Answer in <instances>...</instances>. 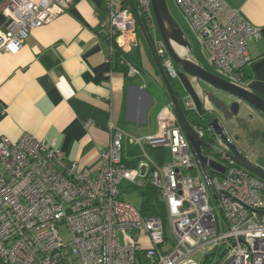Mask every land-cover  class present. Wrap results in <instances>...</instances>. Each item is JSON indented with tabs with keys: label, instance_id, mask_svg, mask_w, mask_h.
Returning <instances> with one entry per match:
<instances>
[{
	"label": "built area",
	"instance_id": "obj_1",
	"mask_svg": "<svg viewBox=\"0 0 264 264\" xmlns=\"http://www.w3.org/2000/svg\"><path fill=\"white\" fill-rule=\"evenodd\" d=\"M75 1L3 0L1 12L8 25L0 31V51L17 53L32 28L50 22ZM176 1L207 49L209 63L227 79L245 85V68L251 60L248 41L259 39L260 29L238 11L222 21L225 0ZM106 2L105 23L115 47L127 54L138 44L136 8L145 18L163 68L174 79L177 71L157 28L151 0ZM123 61L130 74L138 72L134 63ZM183 103L190 117L195 104L191 99ZM193 123L213 145L205 155L224 165V172L210 165L202 168L172 102L160 110L155 133L134 137L144 154L137 165L123 160L125 132L113 120L111 141L93 170L78 162L67 164L54 143L48 145L29 132L17 140L0 135V262L264 264V180L230 160L228 144L212 128ZM155 148L166 149L163 163L148 151ZM192 169L198 170L197 176L188 173ZM125 180L141 187L147 182L154 185L165 201L166 218L144 215L122 198L120 184ZM61 227L69 229L70 241L65 242ZM199 252L201 260L194 257ZM211 256L220 258L210 260Z\"/></svg>",
	"mask_w": 264,
	"mask_h": 264
},
{
	"label": "crops",
	"instance_id": "obj_2",
	"mask_svg": "<svg viewBox=\"0 0 264 264\" xmlns=\"http://www.w3.org/2000/svg\"><path fill=\"white\" fill-rule=\"evenodd\" d=\"M225 1L222 21L238 11L260 29L261 37L248 41L251 60L244 84L264 97V0ZM2 3L0 31L8 25ZM108 16L106 0H76L50 22L32 28L17 53L0 51V135L17 140L29 132L48 145L54 143L67 164L78 162L93 170L109 146L113 120L125 132L123 160L138 164L144 154L134 137L155 133L158 114L171 100L150 47L155 67L145 58L139 37L129 52L138 72L130 74L123 57L117 63L120 48L109 37ZM177 74V96L183 102L191 99L201 117L192 119L207 125L219 114L214 99L223 93L181 69ZM236 120L231 136L264 167L259 150L264 145V116L247 106Z\"/></svg>",
	"mask_w": 264,
	"mask_h": 264
},
{
	"label": "water",
	"instance_id": "obj_3",
	"mask_svg": "<svg viewBox=\"0 0 264 264\" xmlns=\"http://www.w3.org/2000/svg\"><path fill=\"white\" fill-rule=\"evenodd\" d=\"M151 7L157 28L168 54L177 66L189 75L194 76L198 81H204L214 88L220 90L223 98L214 99L217 105L218 115L211 117L207 126L212 128L224 142L229 146L230 151L227 152V157L236 164L246 168L253 174L264 180V167L250 159L240 148L236 139L231 136L233 129L232 123L237 121L244 107H253L264 116V97L257 92L249 89L247 86L238 84L230 79H227L219 74H215L202 65L194 54L191 42L184 32L183 28L172 14L168 0H151ZM138 18L139 28L146 39L148 46L154 56L156 64L162 75L165 87L170 96L174 110L179 118V121L184 129L189 142L197 156V159L202 166L206 168L210 165L212 168L221 172L225 171L224 165L215 159H210L205 155V152L212 148V143L204 137H201L194 127V121L185 113L179 97L175 91L173 82L169 78L161 61L151 42L149 33L141 20L139 13L134 8ZM175 44H179L184 49L179 50ZM228 98V99H227ZM145 167L141 168V173L144 174Z\"/></svg>",
	"mask_w": 264,
	"mask_h": 264
},
{
	"label": "rangeland",
	"instance_id": "obj_4",
	"mask_svg": "<svg viewBox=\"0 0 264 264\" xmlns=\"http://www.w3.org/2000/svg\"><path fill=\"white\" fill-rule=\"evenodd\" d=\"M169 3V7L170 10L172 12V14L174 15V17L177 19V21L179 22V24L181 25V27L183 28L184 32L186 33L187 37L189 38L191 45H192V49L194 51L195 56L197 57V59L199 60V62L204 65L208 70H210L211 72L215 73V74H219L225 78H229V76L227 74H224L222 71L214 68L209 62H208V52L207 49L203 46L202 42L200 41V39L195 35L194 29L192 28V24L191 21L189 19V17L187 16V14L182 10V8L179 6V4L177 3L176 0H168ZM139 39H140V45H141V50L144 52V54L146 55V59H148L152 65V67H155V62L153 61L152 57H150V53H149V46L148 43L146 41V39L139 34ZM149 50V51H148ZM174 67L178 73V71L180 72V68L177 66V64L173 61ZM178 75V74H177ZM177 77V76H176ZM176 81H178L177 79L175 80V83H177ZM197 113V112H196ZM195 113V111H191L190 113V117L189 118H194L196 120H201V117L199 115H197ZM259 147L261 149H259L261 152L264 153V145H259ZM138 149V147H137ZM140 150V149H139ZM140 154H142V151L140 152ZM188 173L190 175L193 176H197L198 175V170L197 169H192L190 171H188ZM143 179L140 178L138 182H142ZM121 197L130 201L133 205H135L137 208L141 209L142 207V197H141V185L137 184V183H132L130 181H123L122 185H121ZM264 196V195H263ZM219 220H221V211L219 210L218 214H217ZM61 233L63 235V238L65 240V242L70 241L71 239V234L70 231L67 227H61ZM146 244H148V242L146 241ZM195 259L197 260H201L203 257V253L199 252L196 253L194 255ZM214 258V260L218 259L219 260V256L218 257H210V260H212ZM0 264H2L0 262Z\"/></svg>",
	"mask_w": 264,
	"mask_h": 264
},
{
	"label": "trees",
	"instance_id": "obj_5",
	"mask_svg": "<svg viewBox=\"0 0 264 264\" xmlns=\"http://www.w3.org/2000/svg\"><path fill=\"white\" fill-rule=\"evenodd\" d=\"M141 20L143 23L145 22L144 17H142ZM139 34L143 36L141 31L139 32ZM117 54H118L117 63H121V58L123 57L126 60L131 61L137 65V62L133 59V57L130 53L122 54V51L120 49H118ZM244 76H245L244 79H246V77H247L246 68H245V75ZM169 78L173 82V78L171 76H169ZM173 85H174V83H173ZM179 100H180V103L184 109V103H183L182 99L179 98ZM184 111L187 115H189L186 110H184ZM205 127H206V125H205ZM211 139H212V137H211ZM151 152H152L153 156L157 160H159L160 163H163L165 161V159L167 158V151L164 148L151 149ZM141 197H142V207L140 210L142 211V213L144 215H155V216H160L164 219L166 218L165 201L161 197L159 190L154 185H152L150 182H147V184L142 186L141 187Z\"/></svg>",
	"mask_w": 264,
	"mask_h": 264
},
{
	"label": "bare ground",
	"instance_id": "obj_6",
	"mask_svg": "<svg viewBox=\"0 0 264 264\" xmlns=\"http://www.w3.org/2000/svg\"><path fill=\"white\" fill-rule=\"evenodd\" d=\"M176 45V47L179 49V50H182V49H184V47L183 46H181V45H179V44H175Z\"/></svg>",
	"mask_w": 264,
	"mask_h": 264
},
{
	"label": "flooded vegetation",
	"instance_id": "obj_7",
	"mask_svg": "<svg viewBox=\"0 0 264 264\" xmlns=\"http://www.w3.org/2000/svg\"><path fill=\"white\" fill-rule=\"evenodd\" d=\"M250 108L256 110V109L253 108V107H250ZM256 111H257V110H256ZM246 112H247V111H246ZM249 112H250V111H249ZM249 112L246 113L247 116H250V115H251ZM237 143H238V142H237ZM238 145H239V143H238Z\"/></svg>",
	"mask_w": 264,
	"mask_h": 264
}]
</instances>
